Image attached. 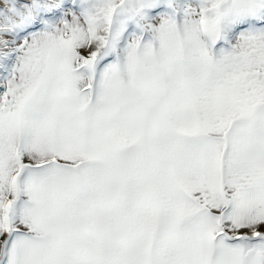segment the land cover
I'll list each match as a JSON object with an SVG mask.
<instances>
[{"label":"snow or ice","instance_id":"snow-or-ice-1","mask_svg":"<svg viewBox=\"0 0 264 264\" xmlns=\"http://www.w3.org/2000/svg\"><path fill=\"white\" fill-rule=\"evenodd\" d=\"M0 264H264V0H0Z\"/></svg>","mask_w":264,"mask_h":264}]
</instances>
